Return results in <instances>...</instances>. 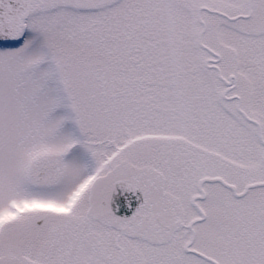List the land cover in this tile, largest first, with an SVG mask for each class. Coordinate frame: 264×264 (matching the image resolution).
Returning a JSON list of instances; mask_svg holds the SVG:
<instances>
[{
	"label": "snow or ice",
	"instance_id": "snow-or-ice-1",
	"mask_svg": "<svg viewBox=\"0 0 264 264\" xmlns=\"http://www.w3.org/2000/svg\"><path fill=\"white\" fill-rule=\"evenodd\" d=\"M0 264H264V0H0Z\"/></svg>",
	"mask_w": 264,
	"mask_h": 264
}]
</instances>
